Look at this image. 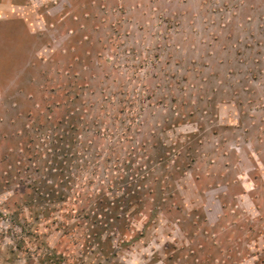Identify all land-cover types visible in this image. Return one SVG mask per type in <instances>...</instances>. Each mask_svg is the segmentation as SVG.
Returning a JSON list of instances; mask_svg holds the SVG:
<instances>
[{
	"label": "rangeland",
	"instance_id": "obj_1",
	"mask_svg": "<svg viewBox=\"0 0 264 264\" xmlns=\"http://www.w3.org/2000/svg\"><path fill=\"white\" fill-rule=\"evenodd\" d=\"M73 87L136 92L163 136L188 135L194 162L156 220H114L101 244L73 212L72 232L39 221L38 245L19 250L17 218L1 215L0 264H39L45 248L61 256L48 264H264V0H0L3 213L36 178L37 111Z\"/></svg>",
	"mask_w": 264,
	"mask_h": 264
},
{
	"label": "trees",
	"instance_id": "obj_2",
	"mask_svg": "<svg viewBox=\"0 0 264 264\" xmlns=\"http://www.w3.org/2000/svg\"><path fill=\"white\" fill-rule=\"evenodd\" d=\"M76 91L66 90L72 97L46 107L50 115L37 111L30 147L25 149L36 178L25 186L27 200L13 203L11 211L10 203L5 204V213L0 211V216L17 218L25 236L19 239V250L27 245L26 237L38 242L39 221L61 220L57 225L70 233L73 227L66 224L67 216L89 218L94 223L90 245H97L103 241V231L118 233L114 220L142 211L156 220L164 202L178 193L177 178L194 162L188 135L163 136L160 122L143 118L136 92L115 96L101 90L86 97ZM55 110L64 116L52 118ZM97 216L103 218L96 220ZM47 249L42 259L37 256L39 264L61 258L50 256Z\"/></svg>",
	"mask_w": 264,
	"mask_h": 264
}]
</instances>
